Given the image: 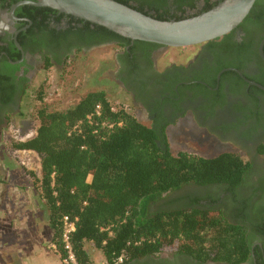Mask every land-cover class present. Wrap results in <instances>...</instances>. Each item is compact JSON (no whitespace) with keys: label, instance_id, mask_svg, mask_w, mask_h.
Returning <instances> with one entry per match:
<instances>
[{"label":"trees","instance_id":"16d2710c","mask_svg":"<svg viewBox=\"0 0 264 264\" xmlns=\"http://www.w3.org/2000/svg\"><path fill=\"white\" fill-rule=\"evenodd\" d=\"M117 1L160 20H181L223 0ZM200 2L202 10L187 14ZM259 4L256 1L244 23L255 17ZM31 8L41 16L59 13L49 7ZM70 17L121 44L134 42L135 47L152 50L161 46ZM71 29L82 33L75 26ZM46 62V68L55 64L50 57ZM38 119L36 135L12 146L36 152L41 159V196L49 211L52 242L64 264L65 216L78 218L71 237L78 264H98L87 249L89 243L102 254L104 264H133L165 252L176 256V264H244L255 252L259 255L254 238L264 237V210L248 203L249 190L243 187L251 163L239 154H175L164 130L144 124L124 107L116 108L104 90L89 92L66 109L43 107ZM191 184L223 186L228 207L199 202L212 197L207 192L185 208H152L165 195Z\"/></svg>","mask_w":264,"mask_h":264},{"label":"flooded vegetation","instance_id":"af4514ba","mask_svg":"<svg viewBox=\"0 0 264 264\" xmlns=\"http://www.w3.org/2000/svg\"><path fill=\"white\" fill-rule=\"evenodd\" d=\"M23 1L27 0H0V147L5 144L4 133L13 118L24 112L23 103L39 64L46 70L49 57L59 65L80 52L114 45L119 50L108 71L145 109L151 126L164 130L169 142L167 129L183 119L187 122L183 128L198 127L208 137L214 136L231 147L222 153H237L251 163L243 187L249 190L248 203L264 210V0H260L255 17L243 21L227 38L214 40L210 46L209 42L196 45L197 51L191 53L186 65L173 64L164 69L159 68L154 55L165 46L152 50L135 47L134 42L121 44L99 34L94 26L88 28L73 21L70 15L49 12L41 16L31 8L41 6L20 4ZM203 6L200 2L197 10L187 14ZM72 26L82 33H74ZM207 192L212 197L199 202L228 207L230 199L223 186L194 184L165 195L153 205L185 208ZM254 239L255 248L260 247L259 255L255 252L244 264H264V237ZM171 261L151 256L133 264H176Z\"/></svg>","mask_w":264,"mask_h":264},{"label":"rangeland","instance_id":"374dc122","mask_svg":"<svg viewBox=\"0 0 264 264\" xmlns=\"http://www.w3.org/2000/svg\"><path fill=\"white\" fill-rule=\"evenodd\" d=\"M118 50V47L112 45L87 53L80 52L64 63L50 65L46 70L38 65L37 75H34L23 103L24 112L20 117L13 118L4 133L5 144L0 147V164H9V177L5 184L6 203L0 208V220L5 223L3 235H0V251L5 256L3 259L10 264L17 261L19 264H63L52 245L49 211L41 196V159L36 152L17 150L12 146L36 135L39 109H66L76 105L89 92L104 90L116 108L124 107L144 124L152 125L145 109L125 93L108 71ZM196 51L197 46L165 47L157 51L154 58L159 68L164 69L173 64L186 65L191 53ZM183 124L187 122L182 119L167 129L169 146L175 154L187 152L214 157L231 149L218 138L208 137L198 127L193 126L191 129L187 125L188 129L183 128ZM206 137L207 140L203 141ZM152 208L159 210L165 207L152 205ZM12 222L14 227L10 226ZM87 249L98 264H104L102 254L92 243L87 245ZM161 256L170 258L171 262L177 261L171 252L158 257Z\"/></svg>","mask_w":264,"mask_h":264},{"label":"water","instance_id":"95a60500","mask_svg":"<svg viewBox=\"0 0 264 264\" xmlns=\"http://www.w3.org/2000/svg\"><path fill=\"white\" fill-rule=\"evenodd\" d=\"M256 1L223 0L208 11L181 20H160L117 0H27L20 4L49 7L132 41L184 48L228 35L247 18Z\"/></svg>","mask_w":264,"mask_h":264},{"label":"built area","instance_id":"2783aa9c","mask_svg":"<svg viewBox=\"0 0 264 264\" xmlns=\"http://www.w3.org/2000/svg\"><path fill=\"white\" fill-rule=\"evenodd\" d=\"M77 220L78 218H71L70 216H65L63 218L62 239L64 243V249L67 254V258L65 259V262L67 264H78L71 240L72 234L76 231L77 228ZM54 247L57 248L56 245H54Z\"/></svg>","mask_w":264,"mask_h":264},{"label":"crops","instance_id":"0c3cea01","mask_svg":"<svg viewBox=\"0 0 264 264\" xmlns=\"http://www.w3.org/2000/svg\"><path fill=\"white\" fill-rule=\"evenodd\" d=\"M26 151V150H25ZM8 163H4V165L0 164V208L5 205L6 203V194H7V189H6V183H7V178L9 177V169H8ZM6 171V173H5ZM5 173V174H4ZM20 211V210H18ZM5 223H3L2 220H0V235H3L2 233V230H3V226H4ZM5 226H8L7 224ZM10 226H13L14 227V224L12 222V225ZM51 231H52V228H51ZM52 237H53V231H52ZM52 245H55L53 242H52ZM55 249V251L58 253L57 251V248L53 247ZM59 257H60V254L58 253ZM5 258V256L1 255V251H0V264H10L6 259H3ZM61 259V257H60ZM62 263L64 264L63 260L61 259ZM15 264H19V262H15Z\"/></svg>","mask_w":264,"mask_h":264}]
</instances>
